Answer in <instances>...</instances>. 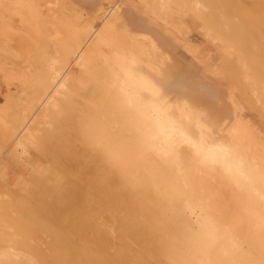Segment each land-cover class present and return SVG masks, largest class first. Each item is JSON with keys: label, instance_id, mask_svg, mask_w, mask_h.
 I'll return each mask as SVG.
<instances>
[{"label": "bare ground", "instance_id": "1", "mask_svg": "<svg viewBox=\"0 0 264 264\" xmlns=\"http://www.w3.org/2000/svg\"><path fill=\"white\" fill-rule=\"evenodd\" d=\"M242 3L243 0H114L105 6L101 0H0V36L4 38L12 31L10 21L17 18V23L33 31L38 36L34 38L40 43L42 40L45 47L30 55L27 73L13 69L16 75L3 72L17 77L24 96L14 104L10 96L14 91L10 92L0 109L7 121L4 123L0 115V123H4L0 133L10 153L16 160H24L31 145L41 144L39 132L49 135L59 117H63L59 125L64 124L63 128L57 127L61 133L55 132L59 134L56 138L51 130L49 135L50 139L56 138L52 140L59 150L70 154V146L62 138V134L68 136L67 131L83 145L81 159L73 152L67 165L60 164L59 153L50 154L57 174L65 180L53 185L49 174L45 177L48 182L41 187V193L54 198L49 204L44 202V208L52 209L54 215L62 211L55 218L64 222L63 227H68L72 214L86 212L91 205H106L113 212L116 230L121 227L123 231H116V236L135 235L132 240L137 244L154 234L164 237L162 246L169 252L170 264H264V135L238 116L241 106L233 93L236 87H246L264 108V50L258 48L256 56L250 55V32ZM85 8H94L91 13L84 11L91 15L94 12V16L83 22ZM186 14L195 16L192 19L198 17L205 37L230 58L229 75L240 86H231L234 88L228 95L223 92L227 106L219 101V108L214 110L213 86H197L187 75L197 59L196 53L191 46L187 51L189 59H184L177 44L180 40L174 36L177 32L183 36L182 19ZM169 25L175 29L174 35ZM5 38L6 42L12 40L10 35ZM12 74L11 78L4 76L17 80ZM160 110L175 120V131L166 139L153 138L152 117ZM59 138L62 141L57 144L55 140ZM200 141L230 148L238 160L237 169L226 172L219 166L202 163L193 150ZM8 196L12 199V195ZM11 201L4 200L12 209H19L20 202H15L16 207ZM11 214L14 215L12 211ZM84 215L79 227L88 237L92 223H85L90 220ZM4 220L0 217V264H42L36 248L31 251L18 233L3 229ZM55 224L51 227L52 238L60 227ZM62 226L58 233L63 238L57 235L61 241L55 244H60L59 248H53L60 253L66 246L68 252L62 251L70 259L68 248L72 245L62 247L67 236H62ZM68 228L66 233L71 230ZM101 245L92 247L104 252L100 260L93 255L97 264H132L134 259L127 257L128 246L108 254L110 245ZM89 249L86 250H94ZM48 258L51 263L55 261L52 256ZM93 258L87 255V261H92L88 264L96 263ZM69 262L74 264L73 260Z\"/></svg>", "mask_w": 264, "mask_h": 264}, {"label": "rangeland", "instance_id": "2", "mask_svg": "<svg viewBox=\"0 0 264 264\" xmlns=\"http://www.w3.org/2000/svg\"><path fill=\"white\" fill-rule=\"evenodd\" d=\"M101 1H103L104 4L106 3L105 6H107V5L112 4V2L114 0H101ZM242 4L243 5L241 7L245 11V13H244L245 14V25L247 27V30L250 32L248 34V37H247V43H248L249 47L251 48L250 55L256 56L257 53L259 52L258 48L264 50V0H243ZM84 11H86V12L90 11V13H91V11H94V8H92V9L91 8H85V10L83 9V22H85L86 20L92 19V17L94 16V12H92V15H93L92 16L91 14L86 13ZM85 13H86V15H85ZM232 15L234 16L235 14L232 13ZM191 16H192V14H186L185 16H183L184 18L182 19L183 20L182 23L183 22L184 23H183L182 28H183L184 34L181 33V34H183V36L181 35L182 37L180 36V33H178V32H177L178 35L175 34L176 31L171 25L168 26V29L171 31H175V32H173V35L175 34L174 36H176V38H178L180 40L181 43L178 42L177 44L180 46L179 47V50H180L179 53L182 54L181 56H186L184 59H189L188 56H190V53H188L187 51H189L191 46H193V48H194L193 50L196 53L197 59H196L195 63L190 66L192 69L191 71H193V73L190 74V72H191L190 71V72H188L187 75L188 76L191 75L193 77L192 83L196 84L197 86H202L201 84H210L213 86L212 88L214 89V94L212 95L211 99L214 100L212 107L215 110V109L219 108V106H218L219 104H216L219 101H220V105H222V104H225L226 106L228 105V103H227L228 100H227L226 96H224V93H225V95L226 94L228 95V92H230V88H232L231 86H238L239 83H236V81L232 78V76L229 75L231 73L230 68H229L230 67L229 66V61H230L229 56L224 54V52L220 49V47L218 46L217 43H215V42L213 43V41L208 40V38L205 37V34L203 33L204 30L202 29V26H203L202 21L200 19H198V17L196 18L197 20L192 19L193 17L195 18V16H192V18H191ZM230 17H231V15H230ZM235 17L236 18L238 17L237 14L235 15ZM231 18H233V17H231ZM17 21H18L17 18L10 21L11 26L13 25L14 28L12 27V31L5 34L6 38L10 35L12 40L9 38V40L7 42L9 43V41L11 40L10 41L11 43L6 44L7 42H6V40H4L5 37L3 38L2 36H0V39H1L0 42H2V43H0V55H1L0 56V63L2 64V67H3L2 71L0 69V109L5 104V101H3V100H5L6 96L9 95L10 92H13V91L16 92L19 88L21 89V84L18 81L17 77L13 76L15 74V72L21 73V71H24V73H27L30 69V61H31L30 55H32L34 53L33 51H35V50H38V49L40 50V49L45 48L43 46V41L41 40V43H40V41L36 38L37 35L33 31L26 29L23 26L21 27V24L17 23ZM238 22H241V21H238ZM16 26H19V27H16ZM15 27H16V30H15ZM25 29L27 31H31V33L28 32V33H30V34H28ZM19 31H22V32L20 33ZM11 33H13V34H11ZM12 35H13V37H12ZM34 35H36L35 38H34ZM32 36L34 38V39H32L33 41L31 39H29ZM174 36L172 37L173 39H175ZM2 38H3V41H5V43L2 41ZM13 38H15L14 41H13ZM178 39H175V40L179 41ZM183 41H184V43H183ZM22 42H24V44ZM35 42H36V44H35ZM37 42L39 43L38 47H37ZM47 49H48V47H47ZM13 52L16 53L20 58L16 54H15L16 55L15 56ZM11 54L13 55L14 58H12ZM197 60H198V63H197ZM2 61L4 63H2ZM23 63H24V65H23ZM203 63H204V65H203ZM11 66H13V67H11ZM2 67H0V68H2ZM9 68H10V70H9ZM19 68H20V70H19ZM207 68L209 69V71L207 70ZM11 69H13L14 71L16 70V71L14 72ZM186 70H187V68H186ZM4 71L6 72V75L8 72L9 73L11 71L14 72V74L11 73L12 78H16L17 80H12V79L9 80V78H11V74H10V76H6L5 73H3ZM24 73H22V74H24ZM4 75L6 77H9V78L7 79ZM231 78H232V80H230ZM233 80L235 82H233ZM234 83L236 85H234ZM240 88L236 87V90L233 91V93L236 96L237 102H239L240 106L242 107V108L240 107V113L238 116L241 115L240 118L243 121H245L247 123L249 121L251 123L250 124L251 126L254 125L252 127L258 132L259 135H261V133H262V135H264V108L260 107L261 105L256 103L255 98L250 93L248 88H246V87L244 88L243 86ZM20 89L16 93L13 92L15 95L13 93H12L13 95L10 94V96H13V98L15 100L14 104H16V101L19 102L21 99L23 100V98H24V96H22L20 94ZM232 89H231V91H232ZM7 91H8V94L6 93ZM16 97H17V99H16ZM18 99H19V101H18ZM258 107H259V109L262 108V110L259 111ZM241 109H242V111H241ZM0 115H2V117L0 116L2 121L4 120L3 122L6 123L7 122V121H5L6 117L3 116V113H0ZM59 118L61 119V117H59ZM60 119L57 123L54 124L53 127L55 129L54 128H52L50 130L48 129L50 131V132H48L49 135H51L53 133L51 130H54L53 134H55V132L57 133L60 131V129L57 127H60V128L64 127V124L62 126H60L62 123L60 121H62L63 117L61 120ZM2 121H1V123H2ZM1 123H0V125L3 126L2 124H4V123H2V124ZM59 123H60V125H59ZM42 126L43 125H41V128H44V127L46 128V126H43V127ZM0 129H2V127H0ZM0 132L3 133V129H2V131L0 130ZM1 133H0V146H1L0 147V194H1L0 195V206H1L0 207L1 208L0 214H2V215L0 217L3 218V220L5 219L4 221H6L5 226H4L5 228H3V229L8 230V232L18 233L17 235L18 236L20 235L23 243L25 245H28V248L29 249L31 248L30 249L31 251L35 252L37 249V251H36L38 253L37 256H38V259L40 260V262L42 264L44 262H46L44 264H48V263L52 264L53 262L55 264H57V263H60V260H62L61 264L64 263L63 261H65V263L71 264L70 263L71 261L69 262V260H73L74 264L92 263V261L91 262L87 261L88 259H90V258L87 259V255H89V257H91V258H93V255H94V256H96V258H95L96 260H97V258L100 260L101 255H102L101 253H104V252L101 249H97V250H95V249L97 247L100 248L101 243L104 245H108V246L110 245L109 247L105 246V247H108V249H109V251H108L109 253L107 252L108 254L112 253L111 250L114 252H117V250L121 251V250H123L122 249L123 247L128 246L129 248L128 247L127 248L129 249L128 250L129 255H127V257L130 256V257H132V260L134 259L133 260L134 262L132 261V264H170L169 256H168L169 252L166 253L165 251H167V250H165V247L162 246V245H165V243L162 242L163 240L165 241L164 237H161V236L154 234L153 236L151 235L152 237L149 236L147 238V240H145V241L143 240V243L139 241L140 243L137 244L136 242L133 243V240H132L133 239L132 237L135 235L127 234L125 236L123 234V237H121L122 236V234H121V236L120 235L116 236V235H118L119 232L123 233V231H122L121 227L119 228L121 230H119L118 228L116 230L117 226H116V222L113 218V212L106 205H100V206L91 205L88 207L87 210H85L86 212L83 211V213L72 214L68 220V227L70 226L71 230H67V233H66V229L68 227L65 225L64 226L65 228H64L62 226V225H64V222L59 221L60 220L59 218L56 219L58 216H60L62 214L61 213L62 211L58 212V213H61L60 215H58L57 212H56L57 215H54V213H52L53 212L52 209L44 208V205H43L44 202L49 204L54 199L52 197V195L49 193L48 194L46 192L41 193V187L48 182V180L46 181V178H48L49 174L53 176L52 178L55 177L54 179L50 178L51 179L50 183L53 185L61 184L65 180L64 177H62L60 174L59 175L57 174L58 173L57 172V166H55L52 163V160L50 161V159H51L50 154L59 153L60 159H61L60 164H63V165H67V162H69L68 159L70 158V154L72 157L73 152H76L78 154V158L81 159V152H82L81 150L83 148V145L80 143L79 140H77L75 134H73V133L69 134L68 131L66 132V133H68V136L66 134H62V138L66 139L69 146H70V154H67L66 152L60 151L59 150L60 146H57L56 143L53 141L54 139L57 138L56 136H59V134L58 135L57 134L52 135L53 137H56L54 139L52 138L53 139L52 140L49 138L50 137L49 135H45L46 132H43L44 135H43V133L39 132V134L42 135V137L40 135L38 137L39 138L38 143L41 142V144H38L39 147L36 145L37 143L35 145H31L30 148H28L27 156L26 155L24 156L25 159L24 160H16V158L13 157L12 154L10 153L11 149L8 148V143L5 140L4 135ZM59 133H61V131ZM2 135H3V137H2ZM60 140H61V138H59L55 141H57V144H58V142ZM59 144L61 145V143H59ZM71 147H72V149H71ZM36 170H37V172H36ZM93 180L94 179L92 178V181ZM36 190L39 192L36 193ZM5 194L6 195L9 194L10 196L12 195V199H10L11 197H9V196H8L9 198L6 197ZM2 195H4L5 197ZM40 195H42V196H40ZM48 195H49V197H48ZM37 196H39V199ZM43 197L45 198L44 200H43ZM51 197L53 199H51ZM7 199H9V200H7ZM4 200L5 201H11L12 200L10 202V204L14 201V205L16 204L15 202H18V203L20 202V204H18V205H20V207L15 205L19 209H15V210H17V211H15L14 209H12L10 207L9 203L7 202L9 205L8 206L7 203L4 202ZM21 201H22V204H21ZM1 203L4 205H2ZM41 203H42V205H41ZM22 205H24L25 208ZM2 206H4V207H2ZM6 206H7V208H5ZM16 207H14V208H16ZM21 207L24 209H22ZM11 211L14 215L11 214ZM51 214L54 216H51ZM82 215H84L83 217H85L87 220H90V222L84 221L85 223H87V222L92 223L90 225L91 227H88L89 229H91L90 230L91 233L88 230V228L86 229V231L88 230V232H89L88 237L83 236V229L79 227L80 222H83L80 219L82 217ZM12 216H14V217H12ZM50 217H52V218H50ZM52 220H54V222L56 220H58V222L56 221L55 223L56 224L59 223L58 225H60V227L62 226V228H61L62 233H63L62 236H64V234L67 235L66 238L64 236L65 240L62 241V242L65 241L66 243L64 242V244L63 245L61 244V245H62V247H64L65 244L72 245V246L67 245V248L69 246V248H68L69 253L68 254H70V251H71L72 254L70 255V257L72 259L71 258L69 259V255H67V257H66V254H67L66 252H68V251H66L67 250L66 246H65V248H63L66 252L62 251L63 249L60 252L62 254V256L58 252L60 250L53 248L57 245L58 246L60 245V244H57V245H55V244L58 242L60 243V241L62 240L63 237H61L60 232L58 233V229L60 227H58L54 222H52ZM33 221L38 222V223H35ZM47 223H48V225H47ZM49 223L52 225H50ZM53 224H55V226H57V228L55 227L57 229V235H59L61 237V240H58L57 238L59 236L54 234L53 238L55 239L57 237L56 238L57 240L55 239L56 242H54V243H52L54 240L52 238V232L53 231L51 228L52 226L54 228ZM97 224H98V226H97ZM92 226H94V227H92ZM63 228L65 229V231ZM116 231H118V233H116ZM68 232L71 235H69ZM69 236H71V238ZM67 237H69V239ZM97 239H99L101 241V243L99 242L100 245H99V243H97ZM93 240H94V242H93ZM95 241H96V244H98V245L94 244V246H93V243H95ZM144 242H146V243H144ZM50 243L54 244V246ZM112 243H113V245L116 246V248L112 247V245H111ZM131 243H133V244H131ZM87 246H91L92 250L94 249L92 247H95V249L92 251L91 249H89L90 247L85 248ZM34 248H36V249H34ZM86 249L87 250L89 249L94 253L89 252ZM96 251L99 253H97ZM161 251L162 252L164 251L166 255L164 254V252L160 254ZM86 252H89V254H87ZM91 253H92V256H90ZM34 254L36 255V253H34ZM163 255H165V257ZM48 256H50V259L52 256V260H54L53 259V257H54L55 261H53L51 263L49 260H47V259H49ZM45 258L47 261L45 260ZM95 259L93 258V261H96ZM97 263L98 262L96 261L95 264H97ZM127 263H129V262H126V264Z\"/></svg>", "mask_w": 264, "mask_h": 264}, {"label": "clouds", "instance_id": "3", "mask_svg": "<svg viewBox=\"0 0 264 264\" xmlns=\"http://www.w3.org/2000/svg\"><path fill=\"white\" fill-rule=\"evenodd\" d=\"M154 139H166L175 131V120L165 110L155 112L153 117ZM196 156L202 163L210 166H219L226 172H231L238 167V160L232 150L223 145L210 144L205 141L193 145Z\"/></svg>", "mask_w": 264, "mask_h": 264}]
</instances>
